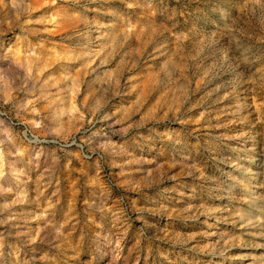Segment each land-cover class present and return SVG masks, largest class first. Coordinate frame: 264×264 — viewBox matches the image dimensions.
Instances as JSON below:
<instances>
[{"label": "rangeland", "instance_id": "rangeland-1", "mask_svg": "<svg viewBox=\"0 0 264 264\" xmlns=\"http://www.w3.org/2000/svg\"><path fill=\"white\" fill-rule=\"evenodd\" d=\"M0 264H264V0H0Z\"/></svg>", "mask_w": 264, "mask_h": 264}]
</instances>
